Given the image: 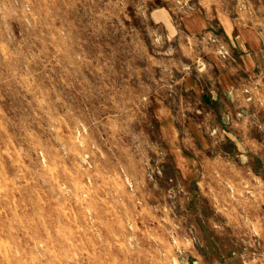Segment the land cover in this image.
I'll list each match as a JSON object with an SVG mask.
<instances>
[{
	"label": "rangeland",
	"instance_id": "1",
	"mask_svg": "<svg viewBox=\"0 0 264 264\" xmlns=\"http://www.w3.org/2000/svg\"><path fill=\"white\" fill-rule=\"evenodd\" d=\"M200 9L264 37V0H0V264H264V77L217 110Z\"/></svg>",
	"mask_w": 264,
	"mask_h": 264
},
{
	"label": "crops",
	"instance_id": "2",
	"mask_svg": "<svg viewBox=\"0 0 264 264\" xmlns=\"http://www.w3.org/2000/svg\"><path fill=\"white\" fill-rule=\"evenodd\" d=\"M182 32L192 39L207 35L208 57L201 66L212 73L216 85L210 98L217 110L234 104L243 83L264 77V37L256 29L235 24L224 13L194 10L180 22ZM188 88L201 96L204 88L193 78L186 80Z\"/></svg>",
	"mask_w": 264,
	"mask_h": 264
}]
</instances>
